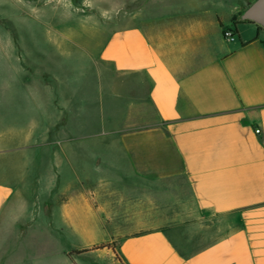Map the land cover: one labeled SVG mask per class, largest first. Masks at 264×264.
Here are the masks:
<instances>
[{
	"label": "crops",
	"instance_id": "1",
	"mask_svg": "<svg viewBox=\"0 0 264 264\" xmlns=\"http://www.w3.org/2000/svg\"><path fill=\"white\" fill-rule=\"evenodd\" d=\"M16 2L23 14L84 15L106 31L98 61L117 79V97L127 85L131 114L128 129L80 135L74 146L68 92L38 89L48 127L35 142L69 165L64 233L99 239L3 250L32 222H23V178L0 179V264H264V27L223 37L249 0ZM12 73L1 106L23 97L17 65ZM17 117L1 114L0 127ZM19 139L13 129L0 136L2 172L41 159L13 155L32 142Z\"/></svg>",
	"mask_w": 264,
	"mask_h": 264
},
{
	"label": "rangeland",
	"instance_id": "2",
	"mask_svg": "<svg viewBox=\"0 0 264 264\" xmlns=\"http://www.w3.org/2000/svg\"><path fill=\"white\" fill-rule=\"evenodd\" d=\"M254 1L249 0V6ZM86 19L77 14H23L16 0H0V121L1 114L4 118L18 114L15 125L0 127V136L13 129L19 140L31 137L32 142L18 144L17 153L12 152L15 156L42 155L38 161L32 157L24 160V166L14 163L9 167L5 163L4 171L0 170V179L23 178L25 209H28L23 222H32V227L24 226L19 239L8 238L3 250H73L99 239L65 235L60 208L65 168L69 165L62 157L53 161L43 155L42 143L35 142L42 140L47 126L48 120L42 116L46 108L42 94L47 96L50 89L68 92L71 98L74 146L79 145L80 135H108L112 129H128L131 114L128 87L121 86L124 94L120 98L116 96L120 88L117 79H113L108 65L98 61L107 32ZM237 20L242 21V14ZM249 26L253 23H233L231 29L238 38L237 29ZM16 65L23 97L7 107L1 106L5 96L2 85L5 78L10 84V74L13 75ZM39 88L42 94H37ZM53 145L60 149L65 144ZM56 151L59 154L60 150Z\"/></svg>",
	"mask_w": 264,
	"mask_h": 264
},
{
	"label": "water",
	"instance_id": "3",
	"mask_svg": "<svg viewBox=\"0 0 264 264\" xmlns=\"http://www.w3.org/2000/svg\"><path fill=\"white\" fill-rule=\"evenodd\" d=\"M242 20L264 27V0L254 1L242 14Z\"/></svg>",
	"mask_w": 264,
	"mask_h": 264
},
{
	"label": "built area",
	"instance_id": "4",
	"mask_svg": "<svg viewBox=\"0 0 264 264\" xmlns=\"http://www.w3.org/2000/svg\"><path fill=\"white\" fill-rule=\"evenodd\" d=\"M223 37L227 42H230L236 38L235 31L231 28L224 29L223 30ZM256 132L259 134L260 130H257Z\"/></svg>",
	"mask_w": 264,
	"mask_h": 264
},
{
	"label": "trees",
	"instance_id": "5",
	"mask_svg": "<svg viewBox=\"0 0 264 264\" xmlns=\"http://www.w3.org/2000/svg\"><path fill=\"white\" fill-rule=\"evenodd\" d=\"M239 16H241V14H239ZM237 17H238V16L234 17V19H233L235 25H237V24H239V23H253V22H251V21H244V20H242V21H237ZM253 24H254V23H253ZM101 249H103V247H101Z\"/></svg>",
	"mask_w": 264,
	"mask_h": 264
}]
</instances>
